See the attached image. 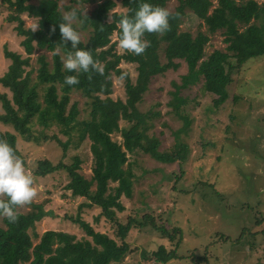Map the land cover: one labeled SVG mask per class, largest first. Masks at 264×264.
<instances>
[{
    "label": "trees",
    "instance_id": "trees-1",
    "mask_svg": "<svg viewBox=\"0 0 264 264\" xmlns=\"http://www.w3.org/2000/svg\"><path fill=\"white\" fill-rule=\"evenodd\" d=\"M58 1L38 0L34 3L31 0H3L7 10L6 20L15 24L14 29L22 37L20 46L26 56L17 51L4 50L9 63L0 76V85L10 92V96L6 92L0 93V123L11 125L13 130L0 129V139L6 140L14 148L24 164V158L16 147L17 136L34 143L54 139L64 153L71 145L77 146L88 140L93 162L89 179L79 173L82 161L76 154L71 156L69 163L58 161L53 164L48 159L38 160L32 172L34 176L44 177L57 170H64L68 178L65 188L71 195L87 200L79 208L92 205L101 207L106 218L116 221V238L94 231L80 214H76L68 218L82 229L84 236L77 238L72 233L47 229L33 243L32 236L36 237L37 234H31L29 230L33 229L36 222L48 216L45 206L50 199L36 202L32 198L29 203L22 204L27 207L25 211L19 210L22 205L16 206L15 222L0 217V264H119L130 250L125 241L130 226L139 229L150 227L168 240V247L161 244L150 252L142 251L143 260L163 264L170 260L184 259L193 264H208L210 256L206 254L197 255L192 250L190 254L185 251L178 254L177 249L182 245L179 227L174 226L169 232L149 214L143 215L140 220L130 217L122 223L114 208L122 210L120 196L131 195L136 173L132 168L135 162L129 160V155L140 151L166 163L187 160L189 150L180 139V132L187 131L191 118L184 109L188 99L179 95V91L201 82V91L215 95L212 103L217 107L230 96L228 89L232 83V72L240 71L248 59L264 56V4L258 3V0H217L203 19L206 30L192 35L189 31L179 29L186 14L185 9H193L202 2L208 3V0H178L175 9L169 11L168 30L163 34L146 33L144 38L150 41L149 46L142 54L133 55L127 51L123 54L115 52L111 37L115 34L117 39L119 16L124 13L131 15L138 6V0H69L72 3L95 2L90 13L81 14L80 9L75 12L82 28L88 30L86 40L80 39L77 47H86L102 68V72L91 69L89 73L80 72L79 82L69 86L64 83V76L74 73H66L62 66V57L70 50V46L60 40L56 25L63 16ZM167 1L151 0L164 8ZM118 4L124 11H112ZM23 14L36 19L38 26L35 31L24 25ZM53 28L54 31L51 30ZM219 30L228 42L226 50L215 49L204 56V46L209 35ZM161 47L165 63H161L158 58ZM36 49L49 51L52 56L51 62L44 54L37 57L38 67L32 77L34 70H26V67L30 65V56ZM173 59L184 60L187 71L181 76L180 84L173 83L175 89L168 102L172 112L182 120V127L175 132V143L167 152L159 150L158 138L149 136L147 132L152 126V116L158 115V112L142 113L136 103L148 89L152 76L169 67L178 66ZM121 60L136 64L134 82L119 68ZM112 75L125 77L124 100L111 97ZM73 91H79L88 99L86 117L79 118L77 103H70ZM121 119L127 125L120 126ZM34 126L39 129H34ZM53 128L57 133L47 135L46 130ZM114 132H120L121 141L111 137ZM58 135L66 136V139L62 141ZM110 182L115 185L110 186ZM259 222L257 218L256 223ZM246 230L242 228L238 238H245ZM261 232L264 233V228ZM252 233L254 231L249 232ZM218 237L223 241L229 238L220 233ZM206 245L205 248L209 249V244Z\"/></svg>",
    "mask_w": 264,
    "mask_h": 264
},
{
    "label": "rangeland",
    "instance_id": "rangeland-1",
    "mask_svg": "<svg viewBox=\"0 0 264 264\" xmlns=\"http://www.w3.org/2000/svg\"><path fill=\"white\" fill-rule=\"evenodd\" d=\"M37 3L38 0H31ZM217 0L202 2L193 9H185L179 29L189 31L195 35L197 31H205L204 17L210 13ZM263 3L264 0H258ZM178 0H168L166 9L173 11ZM61 12L77 11L81 14L90 13L95 2L72 3L69 0H59ZM70 6V7H68ZM112 11H124L120 4ZM195 14V15H194ZM7 10L3 0H0V76L7 69L9 59L4 56V50L24 53L20 46L22 37L17 35L14 23L6 20ZM24 25L32 27L37 23L35 18L22 15ZM72 23L80 39L85 41L88 30L82 28L79 18L74 17ZM221 30L209 35L204 46V56L213 50H226L228 42ZM113 49L119 54L121 50L115 34L111 37ZM44 54L51 62L52 53L36 49L30 56V65L26 70L38 67L37 57ZM161 63L166 62L163 47L158 50ZM178 63L176 68L169 67L162 73L150 78L148 89L136 103L142 113L158 112L152 116V126L148 129L149 136L159 140V150L169 152L175 143V132L182 127L180 120L168 105L175 87L180 84L181 76L186 73L184 60L173 59ZM119 68L135 81L136 64L121 60ZM111 97L125 99V77L112 75ZM228 100L214 106L215 95L201 91V82L190 85L179 91V95L186 97L188 103L184 109L191 118L185 133L180 132V139L189 150L186 161L178 160L172 163L158 161L149 154L138 151L129 155L136 177L133 180L131 195L120 196L122 210H115L118 220L125 223L128 218L138 220L145 214L151 215L157 223H161L170 232L174 226L181 229L182 245L178 247V254L190 251L197 255L210 256L208 264H264V56L248 59L237 73L232 72V83L229 86ZM10 92L0 85V93ZM234 96L236 98H234ZM88 99L79 91L70 94V103L76 102L79 110L78 117L87 116ZM0 107V112H1ZM119 125H127L125 120H119ZM0 129L12 131L11 125L0 123ZM34 129H39L34 126ZM47 135L57 133L56 129L46 130ZM64 141L66 136L58 135ZM111 137L118 142L122 140L120 132H114ZM213 142L214 144H208ZM16 147L25 161V168L33 176V186L36 190L33 200L40 202L49 198L45 206L48 216L36 222L29 230L33 243L38 236L47 229L61 230L75 234L77 238L84 236L82 229L68 218L80 214L94 231L116 238V221H112L103 214L97 205H79L87 200L81 196H73L65 188L68 178L66 172L57 170L44 177L34 176L32 170L37 161L48 159L53 164L58 161L69 163L74 154L81 158L78 170L85 178L92 175V155L89 141L84 140L79 145H71L64 153L62 147L54 139L40 143L27 142L16 138ZM115 183L110 182V186ZM24 205L19 207L25 211ZM256 219H255V218ZM257 218L260 220L256 223ZM242 228L246 234L241 238ZM249 234V232H253ZM229 238L223 241L218 233ZM238 238V239H237ZM217 239L216 242L212 240ZM125 241L129 244V252L119 264H158L143 260L142 251L150 252L159 245L169 246L166 237L150 227L141 228L130 226ZM209 244V249L205 248ZM206 249V250H205ZM20 264H28L23 262ZM163 264H193L189 261L170 260ZM204 264V263H201Z\"/></svg>",
    "mask_w": 264,
    "mask_h": 264
},
{
    "label": "clouds",
    "instance_id": "clouds-1",
    "mask_svg": "<svg viewBox=\"0 0 264 264\" xmlns=\"http://www.w3.org/2000/svg\"><path fill=\"white\" fill-rule=\"evenodd\" d=\"M75 11L65 12L58 26L60 40L70 46V50L62 57V66L66 70L64 83L75 85L79 82L80 72L89 73L90 69L102 72V68L93 59L87 48L77 47L80 34L69 21L75 17ZM170 12L168 9L151 0H138V6L131 15L121 14L118 18V45L121 50L140 55L149 46L146 33L163 34L169 28ZM111 17H109V20ZM37 23L31 30L35 31ZM55 30V28L51 29ZM33 176L26 170L23 160L14 148L0 139V217L9 222L17 219L16 206L29 203L35 195Z\"/></svg>",
    "mask_w": 264,
    "mask_h": 264
}]
</instances>
